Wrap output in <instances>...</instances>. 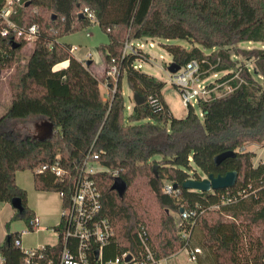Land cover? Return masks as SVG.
Instances as JSON below:
<instances>
[{
	"label": "trees",
	"instance_id": "trees-1",
	"mask_svg": "<svg viewBox=\"0 0 264 264\" xmlns=\"http://www.w3.org/2000/svg\"><path fill=\"white\" fill-rule=\"evenodd\" d=\"M5 1L0 0V10ZM85 9L94 14L93 20L87 14L79 17ZM10 20L24 27L36 24L38 33L27 55V41L0 36V71H10L11 95L0 117V202L19 199L23 206L5 225L7 235L0 246L5 264H25L26 258L15 244L22 233L11 231V221L23 220L29 232L36 229L17 172L31 171L38 191H65L67 202L71 183L36 170L58 161L75 176L87 158L108 169L93 175L103 214L116 229L112 243L103 249V260L126 251L143 264H155L141 254L139 231L145 229L157 258L200 247L197 264H264V161L255 166V153L246 149L264 146V88L230 51L257 58L256 68L264 77V49L236 47L241 42L264 44V0H21ZM92 24L108 36L97 47L105 65L100 77L74 56L70 43L61 41ZM3 27L7 24L0 19ZM159 38L189 42L190 49L163 46L181 67L198 60L201 78L223 73L220 81L231 79L234 89L201 101V115L189 107L186 117H174L162 94L165 82L134 67L138 59L148 62L149 54L122 55L127 41ZM66 61L65 68L55 69ZM113 65L119 69L117 82L107 74ZM124 77L129 89L146 99L134 104L128 116ZM106 81L111 86L107 99L100 90ZM35 116L45 119L50 135L18 132L19 121ZM227 151L235 156L216 164L215 157ZM197 170L214 176L237 171L238 178L226 189H184L187 179H202ZM114 172L128 185L123 197L112 189ZM167 182L171 194L163 191ZM144 196H149V205ZM151 206L158 211L156 217ZM181 209L193 215L177 223L173 213ZM55 230L58 242L44 246L54 259L62 248L60 224ZM183 231L189 233L186 240ZM90 264L101 261L92 257Z\"/></svg>",
	"mask_w": 264,
	"mask_h": 264
},
{
	"label": "built area",
	"instance_id": "built-area-1",
	"mask_svg": "<svg viewBox=\"0 0 264 264\" xmlns=\"http://www.w3.org/2000/svg\"><path fill=\"white\" fill-rule=\"evenodd\" d=\"M20 3L21 0L5 1L4 7L0 10V19L7 24V27L0 30V36L13 35V39L16 41L32 42L37 36L38 26L36 24L29 27L18 26L10 20V15L15 12V7ZM82 13L87 14L92 20L94 19V14L89 9H85ZM154 47L155 43L152 39H135L125 43L122 55L150 54L146 48L152 49ZM144 62L138 59L134 62V67L142 69V63ZM107 74L117 82L119 77L118 67L116 65L111 66ZM200 74V63L198 60H193L186 66L181 67L178 72L169 75L170 83L178 89L182 104L186 108L196 109L201 101L220 97L234 89L230 83L231 79L221 82V76L215 81L206 82V78H201ZM220 89L226 90L221 92ZM150 102L153 103L154 100L150 98ZM100 171H108V169L100 165L98 161L89 158L86 159L83 167L75 176L64 169L58 161L53 164H44L36 170L38 173L50 172L58 180L71 183L70 197L66 202L65 191L59 192L61 199L65 202L64 206L62 205L60 221L62 248L58 257L56 256V259H54V254L47 253L43 246L28 250L23 249L26 254L25 264H90L92 257L96 259V251L99 252L96 260H100L101 264H143L136 256L126 251L115 258L103 260V249L112 243L116 235V229L110 218L103 214L102 194L93 178V175ZM113 176L117 177V173L114 172ZM163 191L171 194L173 191L172 185L167 183ZM190 215H193V213L184 210L180 212V223L189 219ZM38 223L39 220L35 217L32 221L34 228H37ZM181 235L183 240H186L189 233L183 231ZM139 237L142 245L141 254L145 257L147 263L169 264L176 255L157 258L145 229L139 231ZM15 244L21 248V239H17ZM185 250L188 252L189 264H197L198 257L202 253L201 248L193 247L190 250ZM129 255H131V259L127 260ZM0 264H5L2 255H0Z\"/></svg>",
	"mask_w": 264,
	"mask_h": 264
},
{
	"label": "rangeland",
	"instance_id": "rangeland-1",
	"mask_svg": "<svg viewBox=\"0 0 264 264\" xmlns=\"http://www.w3.org/2000/svg\"><path fill=\"white\" fill-rule=\"evenodd\" d=\"M90 35L87 36L86 34ZM62 42L68 43L69 41L74 42L77 48L82 51V49L90 51L93 54L95 62L97 64L103 63L102 56L97 47L102 43L108 42L107 34L100 28L98 24H92L89 27L71 33L64 36L61 39ZM155 47L152 49L146 48L149 51L150 61L145 63L142 67V71L153 75L161 81L165 82V86L162 90L163 97L170 107V110L174 117L184 118L188 114V109L182 104L180 99L178 89L170 83V72L168 71L169 62H171L172 57L165 51L164 44H173L183 46L187 49H190L192 45L180 39L165 40V39H155L153 41ZM200 47L199 45L195 44ZM237 48L251 50L255 48L264 49V44L259 42H241L236 45ZM201 48V47H200ZM32 49V42L28 41L27 46L24 48L23 52L27 55ZM206 53H211L212 50L203 49ZM77 51L76 53H80ZM231 51V57L239 65L240 63L244 64L249 71L253 74L255 79L263 86L264 88V77L261 73L258 72L257 58H247L244 54H236L235 51ZM61 64L57 65L55 69H59ZM255 70V72H254ZM223 73L212 74L205 79L206 82H212L217 80L222 76ZM10 75L9 70L0 71V117L3 116L8 110L11 103V95L8 84V77ZM221 92H224V89H220ZM123 94L126 99V116L131 114V110L128 109L129 102L134 105L133 92L129 89L126 77L123 78ZM103 97L107 99L109 94L104 91ZM196 112L200 113V109L197 106ZM45 119L42 117H31L26 120H21L17 123L19 133L22 135H30L33 137H45L52 133L49 125H44ZM248 151H253L255 157L253 158V164L257 166L264 161V146L263 145H249L246 147ZM156 159H160L159 156ZM201 177H206L200 170H197ZM18 184L27 191L28 202L30 206L36 207L45 212L49 223L45 228L41 230L35 229L34 232H24L26 226L23 220H14L11 221V231L22 233V249L28 250L31 248H38L41 245H55L58 242L59 234L54 230L56 224L59 223L62 212V199L59 193L51 191H38L34 187L33 182V173L29 170L19 171L16 175ZM168 183V182H167ZM166 183V184H167ZM142 191L139 192V196L142 199ZM147 194L149 192H146ZM152 193L150 192V194ZM143 200V199H142ZM144 200L147 205L151 202L149 196H144ZM152 217L158 215V211L154 206L150 207ZM14 207L11 204L0 202V238L5 233V223L9 220V217L13 215ZM177 223H180L179 214L173 213ZM59 216V218L57 217ZM22 231V232H21ZM24 232V233H23ZM207 260V259H206ZM205 260V261H206ZM207 264H212L211 262H206ZM169 264H189L188 262V252L183 249L176 253V255L171 259Z\"/></svg>",
	"mask_w": 264,
	"mask_h": 264
},
{
	"label": "water",
	"instance_id": "water-1",
	"mask_svg": "<svg viewBox=\"0 0 264 264\" xmlns=\"http://www.w3.org/2000/svg\"><path fill=\"white\" fill-rule=\"evenodd\" d=\"M78 15L80 18L84 17V14L82 12H80ZM89 64L90 61H88L86 65ZM180 68L181 66L179 64L172 61L169 65L168 71L170 73H176L180 70ZM133 99L135 104H142L146 101L145 97L140 96L137 92L133 93ZM230 156H235V152L234 151L224 152L215 157V162L216 164H219L222 160ZM237 178H238L237 171H229L225 175H218V176H214L213 174H210V175H206V177L202 179L189 178L183 183L182 187L184 189L198 191V192H209L213 190L233 187L237 181ZM174 187H177V185H175ZM127 188L128 185L121 177L117 176L114 178L112 189L115 190L120 197H123L125 195ZM11 205L14 207V209H18L20 211L23 209V206L19 199H13ZM180 212H183V209H181ZM95 255L97 259L99 252L96 251ZM130 259H131V255L128 256L127 260Z\"/></svg>",
	"mask_w": 264,
	"mask_h": 264
},
{
	"label": "crops",
	"instance_id": "crops-1",
	"mask_svg": "<svg viewBox=\"0 0 264 264\" xmlns=\"http://www.w3.org/2000/svg\"><path fill=\"white\" fill-rule=\"evenodd\" d=\"M88 34L89 33H87L86 35L88 36ZM90 35V34H89ZM153 41L155 40V39H152ZM68 43H70L71 45H72V47H73V54H74V56L78 59V60H80V61H83V62H85L86 64H87V62L88 61H90V64L88 65L89 66V70L92 72V73H94L95 75H97L98 77H100L102 74H103V72H104V69H105V65H104V62L103 63H100V64H97V62H95V60H94V57H93V54L90 52V51H87V50H83L82 49V51H80L78 48H77V46L74 44V42H71V41H69ZM77 51H80V53H76ZM98 51V50H97ZM151 59V58H150ZM103 60V59H102ZM151 62V61H150ZM171 62H172V59H171ZM171 62H169L168 64H170ZM145 63H147V62H144V63H142V67H143V65L145 64ZM68 65V61H66V62H63V63H61V65H60V67L59 68H65L66 66ZM110 88H111V86L108 84V82L106 81L105 83H101L100 84V90H101V93H102V95L104 94V91H106V93L107 94H110ZM165 100V99H164ZM133 106L134 105H132L130 102H129V105H128V109L129 110H131V112H132V109H133ZM45 124V123H44ZM3 203H5V202H3ZM7 204H10V203H7ZM28 206L33 210V212H34V214H35V217H37L38 218V220H39V223H38V225H37V230H41L42 228H45L47 225H48V223H49V220H48V218H47V216H46V214H45V212L44 211H42V210H40V209H38V208H36V207H33V206H30L29 205V202H28ZM15 210V209H14ZM14 214V213H13ZM11 217H12V215L9 217V220L11 219ZM58 218H59V216H57ZM8 220V221H9ZM7 221V222H8ZM17 221V220H16ZM60 221H61V218H60ZM60 221H59V223L58 224H60ZM6 222V223H7ZM6 223H5V225H6ZM58 224H56L55 226H57ZM11 225V224H10ZM11 227V226H10ZM54 230H55V227H54ZM56 231V230H55ZM22 232V231H21ZM24 232H29V231H24ZM23 232V233H24ZM56 232H58V231H56ZM58 234H59V232H58ZM6 235H7V230H6V227H5V233L1 236V238H0V246L3 244V242H4V240H5V237H6ZM58 239H59V237H58ZM21 243H22V238H21ZM48 245V244H47ZM44 247L45 245H41L40 247ZM53 246V245H52ZM39 247V246H38ZM21 249H22V246H21ZM0 255H2L1 253H0ZM3 256V255H2Z\"/></svg>",
	"mask_w": 264,
	"mask_h": 264
}]
</instances>
